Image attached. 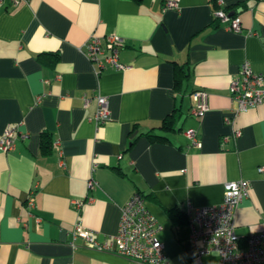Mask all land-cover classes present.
<instances>
[{"label":"crops","instance_id":"obj_1","mask_svg":"<svg viewBox=\"0 0 264 264\" xmlns=\"http://www.w3.org/2000/svg\"><path fill=\"white\" fill-rule=\"evenodd\" d=\"M167 1L0 2V137L15 128L13 148L0 149V264H140L72 236L79 223L110 242L135 192L161 226L170 264H193L196 255L187 203H221L228 181L249 183L234 216L240 246L264 230V101L225 121L241 63L264 74V0ZM218 8L238 14L241 31L213 18ZM110 34L122 38L125 67L96 74L82 45ZM197 89L208 94L200 118L190 112ZM98 94L110 111L100 125ZM190 129L199 146L186 136ZM217 262L211 252L200 264Z\"/></svg>","mask_w":264,"mask_h":264},{"label":"built area","instance_id":"obj_2","mask_svg":"<svg viewBox=\"0 0 264 264\" xmlns=\"http://www.w3.org/2000/svg\"><path fill=\"white\" fill-rule=\"evenodd\" d=\"M3 0H0V2ZM11 4H17L20 0H9ZM178 0H169L166 7H177ZM221 3V0H216ZM215 18L223 26L234 31H241L239 16H233L223 8L213 11ZM123 46L122 38L116 34L98 37L91 35L82 45L86 58L95 66L96 74L111 65L117 69L125 66L119 62V51ZM240 77H234L229 84V93L236 106L232 115L225 118L229 124L241 112L260 105L264 101V74L254 72L248 62L241 63L239 67ZM95 122L100 125L110 119L107 98L103 95L96 97ZM191 114L200 118L208 111V94L203 89L194 90L191 93ZM85 99L84 103L87 104ZM15 128L7 127L0 137V149L8 151L13 148ZM194 145L199 146L195 131L190 129L185 132ZM240 129L234 130L232 136L239 137ZM227 137L222 141L226 142ZM55 152L62 156L57 143L53 144ZM93 167L95 164L92 165ZM263 171L264 167H260ZM96 186L94 178L87 180L89 190ZM249 183L246 180L228 181L224 183V194L221 203L215 205L193 207L186 205L188 224L190 228L189 240L196 250L193 264H200L201 258L211 252L218 255L217 264H264V230L250 234L240 246L234 231V216L240 201L247 196ZM80 206L82 201H76ZM33 206L32 193H28L26 207ZM39 222V219H37ZM160 224L150 213L141 194L135 192L121 208V217L117 232L110 242H98L93 236V231L77 223L72 232L73 238H81L89 248L107 251L117 254L140 264H170L164 252V244L157 238ZM115 243V246L113 244Z\"/></svg>","mask_w":264,"mask_h":264},{"label":"trees","instance_id":"obj_3","mask_svg":"<svg viewBox=\"0 0 264 264\" xmlns=\"http://www.w3.org/2000/svg\"><path fill=\"white\" fill-rule=\"evenodd\" d=\"M225 10V9H224ZM233 16H238V14H236V13H233L232 14ZM240 18V17H239ZM240 21H241V19H240ZM57 58H54V61L56 60ZM193 92V91H192ZM175 118H171V119H168L167 121H163V124H165V127H164V129H169V128H172V125H173V123L175 122ZM147 135L149 136V138L150 139H163L164 138V135L162 136V135H158V134H155V133H150V132H148L147 133ZM139 194H141V193H139ZM142 195V197L145 199V196L143 195V194H141ZM169 211V214L171 215V216H176V210H175V208H173V209H170V210H168ZM184 213V212H183ZM185 214V213H184ZM186 215V214H185ZM187 218H188V216H187Z\"/></svg>","mask_w":264,"mask_h":264}]
</instances>
